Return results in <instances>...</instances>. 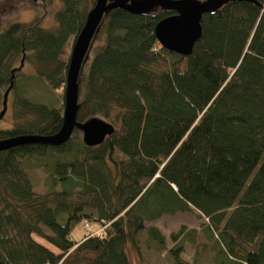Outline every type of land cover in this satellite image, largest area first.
I'll list each match as a JSON object with an SVG mask.
<instances>
[{"label":"trees","instance_id":"trees-1","mask_svg":"<svg viewBox=\"0 0 264 264\" xmlns=\"http://www.w3.org/2000/svg\"><path fill=\"white\" fill-rule=\"evenodd\" d=\"M95 2L62 0L52 28L38 14L0 31V112L9 90L14 118L0 140L60 129L64 100L36 102L23 88L44 80L65 91L69 58L60 54ZM172 14L104 15L90 50L102 45L79 77L77 113L78 122L113 125L101 144L86 145L75 129L60 146L0 152V264H134L128 247L140 253L138 234L165 245L148 224L180 211L208 220L214 264H264V0L205 13L189 55L156 38L157 23ZM28 168L48 173L45 192L33 189ZM91 221L100 227L73 240ZM195 232L171 235L177 264H202L198 251L192 263L181 258Z\"/></svg>","mask_w":264,"mask_h":264},{"label":"water","instance_id":"water-1","mask_svg":"<svg viewBox=\"0 0 264 264\" xmlns=\"http://www.w3.org/2000/svg\"><path fill=\"white\" fill-rule=\"evenodd\" d=\"M229 1L252 0H96L72 46L64 91L63 122L60 129L53 134L22 135L2 139L0 152L29 143L60 146L71 138L75 129L83 133V141L88 146L101 144L106 136L113 133V125L100 118L95 117L84 123L77 121L80 98L79 77L92 40L99 31L104 15L109 11L124 9L133 14H144L156 7H162L174 12L157 23L156 38L165 49L180 55H189L202 36L203 15L216 11ZM8 93L9 90L4 95V106ZM4 113L5 109L0 112V119Z\"/></svg>","mask_w":264,"mask_h":264},{"label":"rangeland","instance_id":"rangeland-1","mask_svg":"<svg viewBox=\"0 0 264 264\" xmlns=\"http://www.w3.org/2000/svg\"><path fill=\"white\" fill-rule=\"evenodd\" d=\"M62 0H0V31L8 28L11 24L20 22L27 23L35 18L36 15H43L42 26L52 28L56 25L55 14L60 9ZM103 40L95 42L93 48L88 53V62L84 65V71L87 72L89 64L95 56ZM73 46V37L63 48L60 57L62 60H68ZM24 73L30 75L34 69L30 64H24ZM26 97L36 102L47 105L57 104L64 100V92L60 89H54L44 80L26 84L23 88ZM5 113L0 119V130L10 129L14 125L13 118V94H8L6 105L3 107ZM82 138L83 133H79ZM27 173L36 192H45L48 188V173L42 168H28ZM206 218H199L192 211H180L174 215H162L157 220L149 223V226L157 227L165 236V245H161L153 239L147 230L138 234V243L140 253L128 247L129 256L134 264H177L173 258L170 248L174 245L171 235L182 233L186 235L189 231H196L195 242H187L181 258L192 263L196 252L200 253L202 264L215 263L214 240L208 238L203 225L207 223ZM100 227L99 222L91 221L90 227L85 228L84 223L79 224L72 232V238L75 241L80 240L89 232H94Z\"/></svg>","mask_w":264,"mask_h":264},{"label":"built area","instance_id":"built-area-1","mask_svg":"<svg viewBox=\"0 0 264 264\" xmlns=\"http://www.w3.org/2000/svg\"><path fill=\"white\" fill-rule=\"evenodd\" d=\"M84 225H85L86 228H89V224L88 223H85ZM98 233H99V231H98Z\"/></svg>","mask_w":264,"mask_h":264},{"label":"bare ground","instance_id":"bare-ground-1","mask_svg":"<svg viewBox=\"0 0 264 264\" xmlns=\"http://www.w3.org/2000/svg\"><path fill=\"white\" fill-rule=\"evenodd\" d=\"M91 47V46H90Z\"/></svg>","mask_w":264,"mask_h":264}]
</instances>
